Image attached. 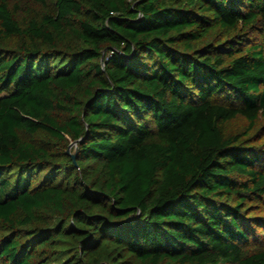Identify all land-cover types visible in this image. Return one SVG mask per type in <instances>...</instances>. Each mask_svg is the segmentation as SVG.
<instances>
[{
  "label": "trees",
  "instance_id": "16d2710c",
  "mask_svg": "<svg viewBox=\"0 0 264 264\" xmlns=\"http://www.w3.org/2000/svg\"><path fill=\"white\" fill-rule=\"evenodd\" d=\"M50 2L0 0V264H264V0Z\"/></svg>",
  "mask_w": 264,
  "mask_h": 264
},
{
  "label": "rangeland",
  "instance_id": "374dc122",
  "mask_svg": "<svg viewBox=\"0 0 264 264\" xmlns=\"http://www.w3.org/2000/svg\"><path fill=\"white\" fill-rule=\"evenodd\" d=\"M51 2L50 0H48L46 2V4H41L39 2H31L29 0H20V5H19V11L21 14H26L28 16H33V15H38L39 13H41V11L47 9L49 6H50ZM17 43V42H16ZM233 123V127L235 128L236 127H239L241 125H243V121L241 119H236L235 122H232ZM74 140L72 139H68V145L67 147L65 148V151L68 150L69 153H73L74 152V148L76 146V142L74 143L73 142ZM250 249V248H249Z\"/></svg>",
  "mask_w": 264,
  "mask_h": 264
},
{
  "label": "water",
  "instance_id": "95a60500",
  "mask_svg": "<svg viewBox=\"0 0 264 264\" xmlns=\"http://www.w3.org/2000/svg\"><path fill=\"white\" fill-rule=\"evenodd\" d=\"M74 143L76 142V140H74L73 141ZM67 154H69L70 155V157H71V159H72V161H74V152L73 153H69V151L68 150H66L65 151Z\"/></svg>",
  "mask_w": 264,
  "mask_h": 264
},
{
  "label": "built area",
  "instance_id": "2783aa9c",
  "mask_svg": "<svg viewBox=\"0 0 264 264\" xmlns=\"http://www.w3.org/2000/svg\"><path fill=\"white\" fill-rule=\"evenodd\" d=\"M127 1L131 2L132 0H127Z\"/></svg>",
  "mask_w": 264,
  "mask_h": 264
}]
</instances>
